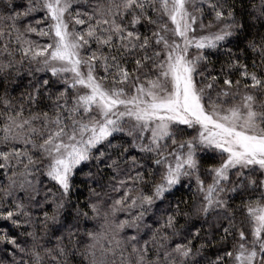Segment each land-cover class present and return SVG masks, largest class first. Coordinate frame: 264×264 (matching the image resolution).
<instances>
[{"label": "snow or ice", "instance_id": "snow-or-ice-1", "mask_svg": "<svg viewBox=\"0 0 264 264\" xmlns=\"http://www.w3.org/2000/svg\"><path fill=\"white\" fill-rule=\"evenodd\" d=\"M0 264H264V0H0Z\"/></svg>", "mask_w": 264, "mask_h": 264}, {"label": "trees", "instance_id": "trees-1", "mask_svg": "<svg viewBox=\"0 0 264 264\" xmlns=\"http://www.w3.org/2000/svg\"><path fill=\"white\" fill-rule=\"evenodd\" d=\"M180 193H177V195H179Z\"/></svg>", "mask_w": 264, "mask_h": 264}]
</instances>
